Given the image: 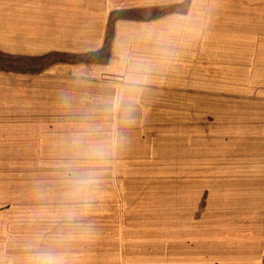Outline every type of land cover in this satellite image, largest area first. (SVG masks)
I'll use <instances>...</instances> for the list:
<instances>
[{
	"label": "rangeland",
	"instance_id": "rangeland-1",
	"mask_svg": "<svg viewBox=\"0 0 264 264\" xmlns=\"http://www.w3.org/2000/svg\"><path fill=\"white\" fill-rule=\"evenodd\" d=\"M107 2L90 54L0 52V71L61 75L0 77V254L20 264L34 187L53 181L69 135L118 90L128 52L149 61L147 82L82 219L93 235L74 245L79 264L264 263V0H203V31L164 50L149 34L186 2Z\"/></svg>",
	"mask_w": 264,
	"mask_h": 264
},
{
	"label": "clouds",
	"instance_id": "clouds-1",
	"mask_svg": "<svg viewBox=\"0 0 264 264\" xmlns=\"http://www.w3.org/2000/svg\"><path fill=\"white\" fill-rule=\"evenodd\" d=\"M179 2H186L187 7L174 10L159 32L149 34L159 50L169 48L183 33L203 31L206 26L203 0ZM120 67L118 90L90 109L69 135L66 154L56 163L53 181L34 187L38 207L27 217L33 230L19 242L20 264H79L74 245L93 235L82 219L93 206L110 157L122 146L120 126L134 122L131 114L147 82L149 61L125 52L121 55ZM0 264H7L2 254Z\"/></svg>",
	"mask_w": 264,
	"mask_h": 264
},
{
	"label": "crops",
	"instance_id": "crops-1",
	"mask_svg": "<svg viewBox=\"0 0 264 264\" xmlns=\"http://www.w3.org/2000/svg\"><path fill=\"white\" fill-rule=\"evenodd\" d=\"M107 9V0H0V52L10 57L55 51L90 54L102 44ZM57 71L26 74L5 68L0 77L12 85V78H58ZM42 104L32 99L30 109H42Z\"/></svg>",
	"mask_w": 264,
	"mask_h": 264
}]
</instances>
